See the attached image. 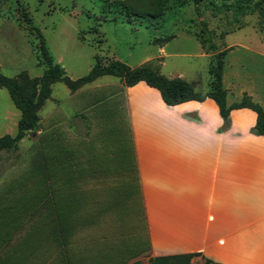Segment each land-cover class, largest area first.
Here are the masks:
<instances>
[{
	"label": "rangeland",
	"instance_id": "rangeland-1",
	"mask_svg": "<svg viewBox=\"0 0 264 264\" xmlns=\"http://www.w3.org/2000/svg\"><path fill=\"white\" fill-rule=\"evenodd\" d=\"M105 1L121 0H0L1 73L42 75L37 28L54 63L71 79L85 76L95 56L106 63L113 54L129 67L147 64L169 79L193 82L201 93L210 57L235 43L240 47L227 61L241 80H251L264 105V56L257 53L259 40L264 42V0L244 1L245 12L165 0L155 18L127 16ZM134 6L146 10L142 2ZM154 6L147 10L156 13ZM195 35L212 48L208 58ZM117 84L118 78L104 76L71 93L54 83L38 113L39 130L17 151L0 152V264H109L122 218L135 211L126 188L103 178L114 154L131 149L124 105L108 102ZM18 119L0 89V137L14 135ZM140 263L146 264L144 257Z\"/></svg>",
	"mask_w": 264,
	"mask_h": 264
},
{
	"label": "crops",
	"instance_id": "crops-1",
	"mask_svg": "<svg viewBox=\"0 0 264 264\" xmlns=\"http://www.w3.org/2000/svg\"><path fill=\"white\" fill-rule=\"evenodd\" d=\"M259 45L264 56L261 39ZM238 47L224 49L227 104L247 95L264 109L251 80H241L227 61ZM108 98L124 105L131 149L114 154L103 178L123 185L135 207L122 218L109 264L191 253L219 264H264V137L250 134L255 113L231 111L229 129L221 132L218 107L208 98L168 107L143 82L117 84Z\"/></svg>",
	"mask_w": 264,
	"mask_h": 264
},
{
	"label": "trees",
	"instance_id": "trees-1",
	"mask_svg": "<svg viewBox=\"0 0 264 264\" xmlns=\"http://www.w3.org/2000/svg\"><path fill=\"white\" fill-rule=\"evenodd\" d=\"M194 4L202 2L209 6L220 4L221 6L233 5L239 11H243L245 7L244 1L250 0H192ZM252 1V0H251ZM109 6L117 8L124 12L127 16L146 18L159 17L163 13V5L165 0H121L115 2L105 1ZM142 2L144 6L143 12H136L135 4ZM160 3V4H159ZM230 3V4H228ZM155 4L151 13L147 9L150 5ZM146 5V6H145ZM30 24V22H28ZM39 40V55L41 64L44 66L42 75L37 78H30L26 73H20L17 77L10 78L4 76L0 71V89H4L12 104L19 112L17 121V131L14 135H3L0 137V152H15L18 149V143L27 135H34L39 130L38 116L39 111L50 98L51 86L54 83H62L71 93H75L82 87L90 85L97 79L104 76L116 77L121 81L124 87H132L139 82L145 83L148 87L155 89L163 103L172 107L187 101H203L211 99L217 105L219 115L223 121L221 132L229 129V115L231 111L238 109H248L255 113V124L250 129V134L254 136L264 137V109L251 97L243 95L240 100L230 105L226 101V92L222 85V74L225 64L226 50L220 51L218 54L210 57L209 66L207 68L208 83L207 90L204 94L197 92L194 85L181 78H167L161 75L157 70L147 64L134 68L118 61L110 60L106 63L94 57V65L90 71L83 77L71 79L66 75L64 69L54 63L52 56L48 52L44 39L37 28H32ZM205 52L208 53L212 48L204 46V40L195 35ZM199 258L200 263L191 262L192 259ZM149 264H219L202 256L199 253L172 255L164 257H155L148 259ZM132 264H139L134 262Z\"/></svg>",
	"mask_w": 264,
	"mask_h": 264
}]
</instances>
